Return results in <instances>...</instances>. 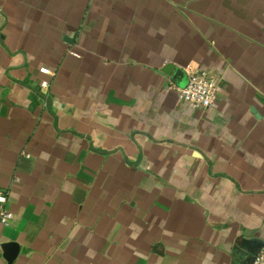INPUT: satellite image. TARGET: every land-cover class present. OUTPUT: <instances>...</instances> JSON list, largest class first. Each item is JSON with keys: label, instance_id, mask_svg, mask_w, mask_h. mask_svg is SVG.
I'll list each match as a JSON object with an SVG mask.
<instances>
[{"label": "crops", "instance_id": "1", "mask_svg": "<svg viewBox=\"0 0 264 264\" xmlns=\"http://www.w3.org/2000/svg\"><path fill=\"white\" fill-rule=\"evenodd\" d=\"M189 64L208 108L169 87ZM0 192V264H251L264 0H0Z\"/></svg>", "mask_w": 264, "mask_h": 264}, {"label": "built area", "instance_id": "2", "mask_svg": "<svg viewBox=\"0 0 264 264\" xmlns=\"http://www.w3.org/2000/svg\"><path fill=\"white\" fill-rule=\"evenodd\" d=\"M79 56L77 52H73ZM188 81L185 85L179 86L170 82V88L176 90L178 97L201 108L210 107L215 100L218 90V79L205 67L198 64H189L186 68ZM41 72L51 74V70L46 67L41 68ZM42 87L47 88L49 82L44 80ZM7 201L5 193L0 192V224L9 225L12 223L14 214L4 206ZM251 264H264V248L253 258Z\"/></svg>", "mask_w": 264, "mask_h": 264}, {"label": "water", "instance_id": "3", "mask_svg": "<svg viewBox=\"0 0 264 264\" xmlns=\"http://www.w3.org/2000/svg\"><path fill=\"white\" fill-rule=\"evenodd\" d=\"M163 71L168 75H172L176 80L181 79V76L184 74L183 70L177 68L174 64H167ZM2 247L7 258L11 261L18 251V244L15 242H5L2 244ZM243 247L247 250L251 257H255V255L264 248V241L259 239L243 240Z\"/></svg>", "mask_w": 264, "mask_h": 264}]
</instances>
